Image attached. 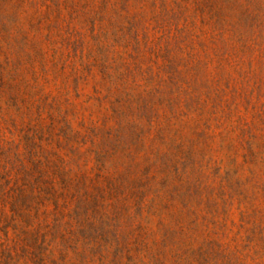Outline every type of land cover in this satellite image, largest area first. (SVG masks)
I'll use <instances>...</instances> for the list:
<instances>
[{
	"label": "rangeland",
	"instance_id": "rangeland-1",
	"mask_svg": "<svg viewBox=\"0 0 264 264\" xmlns=\"http://www.w3.org/2000/svg\"><path fill=\"white\" fill-rule=\"evenodd\" d=\"M0 264H264V0H0Z\"/></svg>",
	"mask_w": 264,
	"mask_h": 264
}]
</instances>
